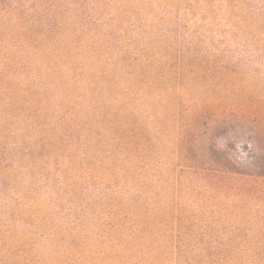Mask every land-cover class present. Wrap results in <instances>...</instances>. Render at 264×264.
Masks as SVG:
<instances>
[{"label": "rangeland", "instance_id": "374dc122", "mask_svg": "<svg viewBox=\"0 0 264 264\" xmlns=\"http://www.w3.org/2000/svg\"><path fill=\"white\" fill-rule=\"evenodd\" d=\"M0 264H264V0H0Z\"/></svg>", "mask_w": 264, "mask_h": 264}]
</instances>
